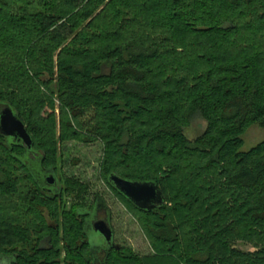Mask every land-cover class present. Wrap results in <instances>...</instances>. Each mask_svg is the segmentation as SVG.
<instances>
[{
    "label": "trees",
    "instance_id": "16d2710c",
    "mask_svg": "<svg viewBox=\"0 0 264 264\" xmlns=\"http://www.w3.org/2000/svg\"><path fill=\"white\" fill-rule=\"evenodd\" d=\"M5 107L33 148L0 132L2 264H154L81 249L107 206L60 178L58 147L71 141L103 146L105 183L174 264H264V141L242 152L264 128V0H0ZM199 117L208 127L191 140ZM111 174L157 184L164 205L138 209Z\"/></svg>",
    "mask_w": 264,
    "mask_h": 264
},
{
    "label": "rangeland",
    "instance_id": "374dc122",
    "mask_svg": "<svg viewBox=\"0 0 264 264\" xmlns=\"http://www.w3.org/2000/svg\"><path fill=\"white\" fill-rule=\"evenodd\" d=\"M54 116L57 124V134L59 135L60 107L58 102L55 106ZM207 127V122L199 117L196 118L191 126L186 129V134L189 139L194 140L202 135ZM263 141L264 128L259 126L250 128L244 136L245 144L242 148V152L250 151ZM58 149V173L60 178H76L82 182L90 184L91 190L86 201V204L88 205L94 202L97 195H101L104 198L107 210H100L97 215L104 216V212L106 211L110 216L115 232L114 240L117 247L129 249L142 258L152 260L154 264H165V262H167V264H174L173 260H169L171 259L170 256H165V254H161V256L154 249L150 240H148L139 226L133 213L105 183L101 173L104 148L100 143L87 144L71 141L59 144ZM66 200L67 207L70 208L73 203L69 198ZM1 204L6 205L7 203ZM1 204L0 206H2ZM91 242L97 249H105L104 238L94 231H91ZM234 248L240 252L248 254L257 251L253 245L246 242H237L235 243ZM0 264H2L1 261Z\"/></svg>",
    "mask_w": 264,
    "mask_h": 264
},
{
    "label": "water",
    "instance_id": "95a60500",
    "mask_svg": "<svg viewBox=\"0 0 264 264\" xmlns=\"http://www.w3.org/2000/svg\"><path fill=\"white\" fill-rule=\"evenodd\" d=\"M0 132L6 138L20 141L29 150L33 148V139L26 125L10 107H5L0 112ZM109 181L119 193L142 211L152 212L162 207L165 203L162 191L153 182L131 181L116 174H111ZM56 182L55 176L48 172L45 183L49 186H57ZM92 228L104 238L106 243L111 244L113 242L114 232L106 221H97Z\"/></svg>",
    "mask_w": 264,
    "mask_h": 264
},
{
    "label": "flooded vegetation",
    "instance_id": "af4514ba",
    "mask_svg": "<svg viewBox=\"0 0 264 264\" xmlns=\"http://www.w3.org/2000/svg\"><path fill=\"white\" fill-rule=\"evenodd\" d=\"M105 213V215L104 216H99V215H95L94 216V219L92 220V222H91V225H93L95 222H97V221H100V220H104V221H106L110 226H111V228L113 229V232H114V228H113V226H112V223H111V219H110V216L108 215V213L105 211L104 212ZM107 213V214H106ZM92 231H94V230H92ZM95 232V231H94ZM115 233V232H114ZM97 234H99V233H97ZM101 236V235H100ZM102 237V236H101ZM89 241V243H90V247H88L89 248V250H102V252H101V256L103 257L104 256V253H105V251H110V250H112L113 248H116V243H115V240L113 239V242L111 243V244H108V243H104L105 244V249H97L96 247H94V245L92 244V242H91V239L90 240H86L84 243H82L81 244V249H82V247H83V244H87L86 242H88ZM80 252V251H79ZM96 255H98V253L96 254ZM2 261H4V259H2Z\"/></svg>",
    "mask_w": 264,
    "mask_h": 264
}]
</instances>
